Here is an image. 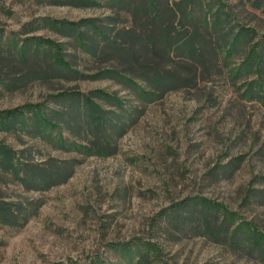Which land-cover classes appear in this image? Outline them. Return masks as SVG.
Segmentation results:
<instances>
[{
	"label": "rangeland",
	"instance_id": "rangeland-1",
	"mask_svg": "<svg viewBox=\"0 0 264 264\" xmlns=\"http://www.w3.org/2000/svg\"><path fill=\"white\" fill-rule=\"evenodd\" d=\"M261 41L245 0H0V264H264Z\"/></svg>",
	"mask_w": 264,
	"mask_h": 264
},
{
	"label": "trees",
	"instance_id": "trees-1",
	"mask_svg": "<svg viewBox=\"0 0 264 264\" xmlns=\"http://www.w3.org/2000/svg\"><path fill=\"white\" fill-rule=\"evenodd\" d=\"M245 2L250 5L251 7L255 8L256 10L261 11L264 14V0H245ZM68 27V26H67ZM70 28V27H69ZM109 41V40H108ZM184 47H186L187 52H191L189 49V44H184ZM264 41H261L256 45L255 48L252 49L251 53V59H254L257 65L253 64L252 60L249 61V67L250 68H257L261 69V67L264 65ZM263 49V50H262ZM58 60H61L59 56H57ZM30 109V108H28ZM28 109H16V110H6V111H1L0 112V130H6V131H11L17 128V125L24 124L26 121V118L28 116ZM36 116H39L42 118V120H45L43 117V114L39 109H36ZM47 122V121H46ZM49 123V121L47 122ZM13 150H10L4 145H0V161L2 162L3 167L6 169H11L14 168V160H13ZM214 208H208L207 206L203 205L202 209L200 210V215L201 214H212L213 212L215 214H220V213H225L227 212L225 208L219 206V205H214ZM196 213V214H195ZM188 214V212H187ZM191 215H197L199 214V211L193 210ZM188 214V215H190ZM212 228L206 227L207 232H209L212 235H218L217 232L211 230ZM253 232V229H251ZM241 232V231H240ZM239 233V232H238ZM238 233L232 234V235H227L230 236L231 238V243L235 244L236 242V237L238 236ZM229 234V233H226ZM255 237V242L256 246L258 248L259 253L261 256H264V234L263 233H253ZM238 244V243H237Z\"/></svg>",
	"mask_w": 264,
	"mask_h": 264
}]
</instances>
